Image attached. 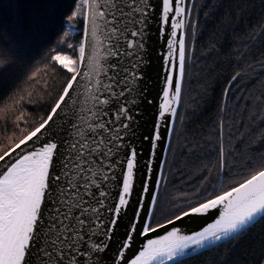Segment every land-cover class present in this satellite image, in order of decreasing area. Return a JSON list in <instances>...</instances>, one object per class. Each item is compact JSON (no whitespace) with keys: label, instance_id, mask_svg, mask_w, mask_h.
Instances as JSON below:
<instances>
[{"label":"snow or ice","instance_id":"1","mask_svg":"<svg viewBox=\"0 0 264 264\" xmlns=\"http://www.w3.org/2000/svg\"><path fill=\"white\" fill-rule=\"evenodd\" d=\"M73 4L67 19L80 18L83 25L78 56L73 59L58 53L54 57L71 75L48 118L15 148L38 138L42 130L48 136L39 147L0 170V264H185L187 250L235 239L257 217L264 220L261 157L259 166L242 182L203 202L188 203L175 216L179 220L226 205L214 223L189 235L173 227L164 236L148 239L129 259L127 254L138 237L163 227L155 220L157 197L153 192L164 167L157 144L163 149L166 137L155 117L151 128L137 135V109L144 99L139 81L143 79L149 21L156 20L160 32L171 29L166 40L164 102L157 115L175 116L174 105L179 103L186 72L183 30L192 26L188 20L192 9L189 0H73ZM42 23L40 17L31 21L37 29ZM121 59L128 66L121 65ZM254 63L264 70V53ZM242 74L233 75L230 84ZM81 75L87 82L88 99L87 107L78 109L81 93L73 97L72 92ZM247 103L258 105L250 121L259 120L264 126V93L250 97ZM64 105H68L66 127L57 130L53 117ZM223 127L221 122V135ZM201 147L194 144L188 151L194 153ZM12 152L9 148L0 155V162ZM232 154L221 143L213 166L224 169Z\"/></svg>","mask_w":264,"mask_h":264},{"label":"trees","instance_id":"2","mask_svg":"<svg viewBox=\"0 0 264 264\" xmlns=\"http://www.w3.org/2000/svg\"><path fill=\"white\" fill-rule=\"evenodd\" d=\"M69 9L74 10L73 0H0V155L45 120L71 75L54 60L59 52L78 56L82 21H69ZM37 17L43 19L38 29L31 24ZM189 22L178 116L155 209L160 224L188 203L236 186L264 157V126L249 119L258 105L247 103L264 93V70L254 63L264 53V0H194ZM237 72L243 74L230 84ZM221 143L233 154L218 170L213 165ZM194 144L202 147L188 151ZM262 259L259 219L241 236L184 261L261 264Z\"/></svg>","mask_w":264,"mask_h":264},{"label":"water","instance_id":"3","mask_svg":"<svg viewBox=\"0 0 264 264\" xmlns=\"http://www.w3.org/2000/svg\"><path fill=\"white\" fill-rule=\"evenodd\" d=\"M193 1L194 0H190L189 3L190 8H192ZM160 27L161 26L156 22V20L149 21V27L147 29V35L145 37L146 40V51L144 53L145 60L142 65L143 79L139 81V87L142 90L144 99L140 102V106L137 109V115H136L137 123L140 125L139 129L137 130L138 136L140 132L145 131V128H151L152 120L155 117L157 122L160 124L161 131L164 133L166 137L164 141L163 149L160 147L159 144H157V154L160 157V159L164 162V167H163V177L161 178L159 175H157V179L159 180V185L155 188L153 192V195H156V197H158L159 192L162 190L163 183L166 179L164 170H165V165L167 161V156H168L174 128L176 125L179 104H180V100H179V103L174 105L176 108L175 116H171V114H166L164 118H161L157 115L159 111V106L164 102L163 90L166 87L164 78L167 75V66L165 65L164 61L167 58V51H168L166 40L171 35L170 27H168L165 32H160L159 31ZM183 31L186 33V29ZM81 34H82V30H81ZM87 51L90 54L91 48L87 47ZM120 63L123 66H128L127 61L125 59H121ZM86 83L87 82L85 78L81 75L79 77V83L76 85V91L72 92L73 97H76L77 92L81 93L80 103L77 105L78 109L81 107L83 108L87 107V104L84 103L85 100L88 99ZM181 93H182V89H181ZM169 99H172L171 94L169 96ZM67 109H68V105H64L63 110H58L59 115L53 117V121H54L53 128L59 130V127H66L67 117H65V112L67 111ZM50 113L51 110L49 114ZM48 115L45 119L48 118ZM165 129H167V131H165ZM60 134L66 135V133L64 132H61ZM146 134L147 133L145 132V135ZM47 136L48 133L42 130V133L38 134V138L34 137L32 140L26 141V143L24 145H21L20 148L17 149L15 148V145H13L11 147L13 149V152L10 153L9 156L6 157L3 162H0V170L4 169L5 166L10 162H14L17 157L25 154L30 150H33L34 148L39 147L40 142L45 140ZM17 143H19V141ZM137 143H139V141H137ZM144 146L145 148L147 147L146 142ZM153 168L154 170L156 168L155 161L153 162ZM222 179L223 177H221L220 185L222 183ZM149 186L152 187L151 182H149ZM225 207L226 205H217L215 208L210 209L206 213L190 214L188 217H181V219L179 220H176L174 217L170 219L172 221L171 224H168L166 222L161 223V225H163L162 228H156L155 232H150L146 236H141L137 238L136 244L127 254L129 259L138 253L140 248L147 243L148 239H155L157 236H164L166 235L167 232L171 231L173 227L179 229L180 233L184 235H189L193 232L202 231L203 228L207 227L209 224H212L215 222V220L219 219L220 214L224 211ZM259 219L260 217H257L256 221H258ZM256 221H254L253 224ZM227 240H229V238H225L224 240L215 242V244H209L206 248L196 249L195 251L189 249L187 250L188 256L201 252L205 249H208L212 246H215Z\"/></svg>","mask_w":264,"mask_h":264},{"label":"rangeland","instance_id":"4","mask_svg":"<svg viewBox=\"0 0 264 264\" xmlns=\"http://www.w3.org/2000/svg\"><path fill=\"white\" fill-rule=\"evenodd\" d=\"M57 54H58V53H56L55 56H56ZM59 54H62V55H64V54H65V55H69V57L75 59V57L71 56L69 53L59 52ZM55 56H54V57H55ZM57 62H58V61H57ZM58 63H59V62H58ZM61 66H62V65H61Z\"/></svg>","mask_w":264,"mask_h":264},{"label":"flooded vegetation","instance_id":"5","mask_svg":"<svg viewBox=\"0 0 264 264\" xmlns=\"http://www.w3.org/2000/svg\"><path fill=\"white\" fill-rule=\"evenodd\" d=\"M194 2V1H193ZM190 3V2H189ZM193 6V5H192ZM192 9V8H191ZM189 19H190V17H189ZM186 40H187V32H186ZM186 45H187V43H186Z\"/></svg>","mask_w":264,"mask_h":264},{"label":"bare ground","instance_id":"6","mask_svg":"<svg viewBox=\"0 0 264 264\" xmlns=\"http://www.w3.org/2000/svg\"><path fill=\"white\" fill-rule=\"evenodd\" d=\"M65 55V54H64ZM65 56H68L69 57V55H65Z\"/></svg>","mask_w":264,"mask_h":264}]
</instances>
